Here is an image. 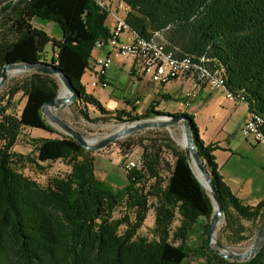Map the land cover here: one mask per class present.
I'll return each mask as SVG.
<instances>
[{
	"label": "trees",
	"instance_id": "1",
	"mask_svg": "<svg viewBox=\"0 0 264 264\" xmlns=\"http://www.w3.org/2000/svg\"><path fill=\"white\" fill-rule=\"evenodd\" d=\"M123 1L131 7L126 20L134 31L144 38L162 33L166 49L178 57L190 55L197 62L205 57L209 66L219 68L226 81L223 89L244 97L250 112L264 119V0ZM34 19L57 24L61 37L37 28ZM107 19L108 11L98 0H0V74L8 63L47 62L41 54L51 43L52 61L78 90L74 104L84 118H90L89 107L101 114L94 121L187 116L223 202L219 233L232 242L247 240L244 221H262L264 199L251 205L233 193L219 172L214 154L219 145L204 142L193 114L156 110L155 100L140 115L126 109L114 112L87 92L83 78L95 43L110 37ZM59 90L54 74L24 72L9 83L8 99H0V264H185L192 255L203 264H264V246L242 262L207 246L212 200L187 149L167 128L136 131L121 142L125 150L142 148L140 164L127 171L125 187L113 190L100 182L92 151L56 129L42 112ZM18 94L24 104L19 112L10 111ZM26 128L55 134L34 139V157L13 149ZM27 161L40 168V163L62 161L70 170L42 186L19 171ZM119 208L125 211L115 216ZM150 209L155 213L152 238L139 233ZM177 216L180 223L173 227ZM201 217L210 220L203 225L206 238L193 247L190 230Z\"/></svg>",
	"mask_w": 264,
	"mask_h": 264
},
{
	"label": "rangeland",
	"instance_id": "2",
	"mask_svg": "<svg viewBox=\"0 0 264 264\" xmlns=\"http://www.w3.org/2000/svg\"><path fill=\"white\" fill-rule=\"evenodd\" d=\"M35 22L41 23L44 28L48 31V34L50 36L56 38L61 37V29L57 24H54L51 28L49 27L47 21L37 19ZM41 57L42 60H45L47 62L52 61L54 57V51L52 49L51 43L47 44L44 52H42L41 54ZM114 67H116V70H114ZM131 73L129 72V69H118V66L114 61V64L111 67L109 74V79L111 82L108 83L106 86L99 85L96 87L92 86L90 83L88 88L90 91H94L95 94L101 96L103 99L105 98V101L108 102L107 104H109L111 100L117 101L119 105L111 109V111L114 112L116 109H126L127 111H130L133 115H140L145 112V110L154 100L159 102V104L155 105L156 110L170 113L183 111L187 113L189 112L190 107L188 108L187 106L183 105V102H181L184 92L183 88L178 87V84L174 82H170L168 84V95H170L173 99L165 100L163 99V95L156 92L155 89L152 88V86L147 85L144 82H139L137 77H133V72ZM23 74L24 72H19V74L17 75H11V77L6 81V83L2 86L0 90V99H4L3 101H6L8 99L7 90L9 83L12 79L20 78ZM64 88L65 87L63 83L60 81L59 93L62 95ZM158 90L159 88H157V91ZM218 90H224V92L226 91L225 89ZM14 101L17 102V104L15 107H12L10 111L19 112L24 104V99L21 98V94H18L15 97ZM126 101H129L130 104L126 103ZM132 105H135L136 109H132ZM224 107L228 108L229 102L225 103ZM87 111L89 113V119L83 117V115L79 111V106L75 105L73 101L67 107L58 110V113L65 121H67L80 133H82L87 139L92 141L101 140L131 122V120H118L114 118H110L107 121H94L93 119L100 117L101 114L93 107H89ZM165 117H167V115H160L154 118ZM167 130L173 140L177 144L182 146L184 138V128L182 124H173ZM53 135L55 134L49 133L44 130L26 128L22 132L17 144L14 146L13 149L17 153H22L24 155H32L35 144L34 139ZM125 137L115 140L114 142L110 143L108 146L101 150L92 151L95 158L94 162L96 178L100 182L105 184L106 187L113 190L121 189L127 185V170L125 168L126 161L124 159V155L126 153L130 154V158L132 160L140 164L142 148L139 145H134L131 149L127 148V150H125V148L121 145V142L125 139ZM246 143H248V146ZM219 161L221 169L219 170V172L222 176L225 177L224 180L231 187V189H233V193H235L238 197L242 198L244 202H248L255 205L259 203L262 199H264V142H254L252 139L246 138L242 133L240 134L239 132V134L236 135L233 141L232 150L230 151V154H226L225 152H219ZM40 165L43 168H40L38 165L31 161H27L25 166H21L18 169L25 176L37 181L42 186H47L49 180L52 177L63 176L70 170V167L62 161L40 163ZM124 211V208H119L116 211L115 216L122 215ZM154 220V210L150 209L147 219L143 227L140 229L139 233L143 236H147L148 238H152ZM209 221L210 220L208 218L201 217L190 230L189 243L193 247L199 246L202 242V239L206 238V235H204L203 232V225H205ZM179 223V217L177 216L173 227H177ZM261 223L262 221L252 223L251 221L245 220L244 224L248 228L247 234L249 238L243 242L236 243L229 240L228 234L221 237L219 232L223 224L222 219L219 225V229L215 234V240L220 242L229 250L235 253L245 252L254 245L261 227ZM228 260L232 261V259L229 258ZM203 263L204 260L202 258L197 257L196 255H192L185 261V264Z\"/></svg>",
	"mask_w": 264,
	"mask_h": 264
},
{
	"label": "built area",
	"instance_id": "3",
	"mask_svg": "<svg viewBox=\"0 0 264 264\" xmlns=\"http://www.w3.org/2000/svg\"><path fill=\"white\" fill-rule=\"evenodd\" d=\"M100 4L108 11V17H112V25L110 37L107 40H97L93 50L108 48L110 52L91 58L87 72L93 77L92 86L108 84L107 71L113 64L114 57L121 56L132 60L131 72L135 76L147 77L158 86L173 80L189 79L191 87L186 93L187 103L202 87L210 90L223 89L219 68L209 66L205 57L200 62L190 55L178 57L173 50L166 49L162 33L156 32L152 37L144 38L134 31L126 20L131 12L127 2L117 0L115 7L110 2ZM225 95L234 102L245 103V98H230L226 91ZM242 134L254 142H264V121H257L249 115L242 127ZM124 159L127 171L139 165L128 153L124 155Z\"/></svg>",
	"mask_w": 264,
	"mask_h": 264
},
{
	"label": "water",
	"instance_id": "4",
	"mask_svg": "<svg viewBox=\"0 0 264 264\" xmlns=\"http://www.w3.org/2000/svg\"><path fill=\"white\" fill-rule=\"evenodd\" d=\"M13 72H44L54 74L58 77V79L63 83L64 87L69 91V94L64 96L59 93L55 99L49 100L43 105L42 112L50 124H52L63 134L73 137L87 150H101L115 140L128 136L136 131L151 128L168 129L173 124H182L184 128L182 146L187 149L193 171L201 184L207 190L213 203L214 213L207 233V246L215 250L222 257L238 262L250 260L260 252L264 246V217L262 219L261 227L254 245L245 252L235 253L215 240V234L219 229V225L224 216V206L216 189L215 183L208 169L206 168L205 163L201 158L198 148L194 142L192 128L187 116L170 115L165 118L134 119L131 120L129 124L121 127L118 131L106 136L105 138L98 141H92L87 139L82 133L65 121L58 113V110L67 107L69 104L75 101L79 96V92L74 87L70 79L63 73V71L54 65L53 61L16 62L4 65L0 74V90L6 81L11 77ZM201 176L204 177L208 185H205Z\"/></svg>",
	"mask_w": 264,
	"mask_h": 264
},
{
	"label": "crops",
	"instance_id": "5",
	"mask_svg": "<svg viewBox=\"0 0 264 264\" xmlns=\"http://www.w3.org/2000/svg\"><path fill=\"white\" fill-rule=\"evenodd\" d=\"M98 1L110 2L112 3V6L115 7V3L117 0H98ZM119 1L124 2L123 0H119ZM36 20L37 19L33 20V25L36 26L37 28L43 29L48 33V31L44 28V26L41 23L35 22ZM107 24L111 28L112 17L110 16L108 17ZM48 25L49 27L52 28L54 23L48 22ZM109 52L110 50L108 48L95 50L93 51V56L94 57L102 56ZM114 61L117 64L118 69L120 70L129 69V72L131 73L132 60L130 58L115 56ZM113 64L111 65V67L113 66ZM111 67L107 71L108 83L111 82L109 79ZM114 70H116V67H114ZM133 77H137V76H135L133 73ZM137 78L139 82L141 83L144 82L147 85L152 86V88L155 89V91L161 95L169 93V89H167L169 83L166 85L158 86L152 83L147 77H137ZM92 80L93 77L89 72H87L83 78V83L86 87L87 92L95 95L108 110H111L112 108H115L116 106L119 105V103L115 100H111L109 104H107L108 102L105 101V98L103 99L101 96L95 94L94 91L93 92L90 91L88 87ZM172 82L178 84V87L183 88L184 93L182 97L183 100L181 102H183V105L187 106L188 108L190 107L188 113L193 114L195 116V121L199 128V133L201 138L204 140L206 144L219 145V149L215 150L214 154L219 166V170H221L220 161H219V152H225L226 154H230V151L232 150L233 141L236 135L239 134V132L240 134L242 133L241 132L242 126L250 113L249 105L247 103H237L228 99L225 96L224 90L211 91L206 87H202L200 90H197L195 92L194 97L190 99L189 102L187 103L186 93L190 90L191 87L190 80L183 79ZM157 88H159L158 91ZM227 102H229L228 108L224 107V104ZM246 144L248 146V143ZM223 178L225 177L223 176ZM246 203L251 204L248 202ZM251 205H255V204H251Z\"/></svg>",
	"mask_w": 264,
	"mask_h": 264
},
{
	"label": "bare ground",
	"instance_id": "6",
	"mask_svg": "<svg viewBox=\"0 0 264 264\" xmlns=\"http://www.w3.org/2000/svg\"><path fill=\"white\" fill-rule=\"evenodd\" d=\"M219 73H220V71H219ZM17 74H19V72H13L11 75H17ZM220 78H221L222 87H224L226 81L221 76V73H220ZM66 94H69V91L66 88H64L63 95L64 96H67ZM228 97H230V98H236L232 93H228ZM239 98H244V97H239ZM249 115H250V117L256 118L257 121H264V119L260 115H258L256 113L250 112ZM201 178L203 179L205 185H208L207 182H206V180L204 179V177L201 176Z\"/></svg>",
	"mask_w": 264,
	"mask_h": 264
}]
</instances>
